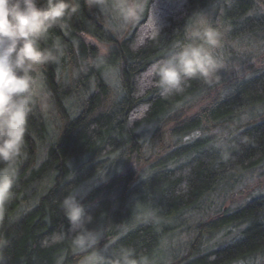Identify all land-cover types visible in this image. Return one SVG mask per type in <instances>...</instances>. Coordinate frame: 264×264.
Masks as SVG:
<instances>
[{
	"label": "trees",
	"instance_id": "trees-1",
	"mask_svg": "<svg viewBox=\"0 0 264 264\" xmlns=\"http://www.w3.org/2000/svg\"><path fill=\"white\" fill-rule=\"evenodd\" d=\"M213 1L146 0L142 18L120 35L104 5L79 0V11L40 40L42 48L59 42L63 50L56 62L39 66L57 120L45 115L34 96L17 183L0 200V264H83L97 252L111 260L129 248L149 259L166 220L198 211L222 190L223 180L231 186L264 161V114L258 112L264 105V56L251 78L190 117L174 109L204 89L202 77L164 97L156 78L144 75L178 51L177 45L190 42L194 21ZM222 11L228 40L264 37V0H232ZM112 68L118 69L119 89L106 79ZM154 123L146 154L140 131ZM167 130L171 143L164 140ZM216 130H230L224 147L211 146L215 140L207 134ZM140 164L148 167L145 175ZM106 172L112 174L80 198L93 218L87 227L100 239L91 249L77 250L63 201ZM247 203L230 213L220 210L205 230L219 234L248 226L242 242L199 254V237L191 245L196 252H188L182 264L264 258V195ZM139 204L145 207L141 212ZM146 215L139 223L138 216Z\"/></svg>",
	"mask_w": 264,
	"mask_h": 264
},
{
	"label": "clouds",
	"instance_id": "clouds-1",
	"mask_svg": "<svg viewBox=\"0 0 264 264\" xmlns=\"http://www.w3.org/2000/svg\"><path fill=\"white\" fill-rule=\"evenodd\" d=\"M104 5L105 0H96ZM111 11L125 24L138 20L145 9V0H112ZM80 9L79 0H0V200L9 198L18 179V161L25 155V136L36 100L37 66L56 62L63 55L59 42L42 48L40 40L65 18ZM190 42L177 45L172 52L144 74L155 79L160 95L167 97L184 91L187 80L202 77L206 81L223 65L215 55L221 33L211 25L189 33ZM63 211L75 235L72 244L77 250L95 247L100 234L88 229L92 216L76 195L63 201ZM95 264H149L148 258H137L134 249H122L106 260L98 252Z\"/></svg>",
	"mask_w": 264,
	"mask_h": 264
},
{
	"label": "rangeland",
	"instance_id": "rangeland-1",
	"mask_svg": "<svg viewBox=\"0 0 264 264\" xmlns=\"http://www.w3.org/2000/svg\"><path fill=\"white\" fill-rule=\"evenodd\" d=\"M232 0H214L208 5L193 23L192 29H202L208 25L218 30L221 33V42L218 48L215 49V55L221 61L222 67L219 68L213 76L207 81L203 78L204 89L201 92H197L194 97L187 98L179 105L175 110H178V114L185 117H190L198 110H200L205 104L216 99L228 95L232 90L238 87V84H242L251 76L254 75L258 62L264 56V37H236L228 40L226 36V28L222 20V10L225 4L230 3ZM108 7H104L106 15L110 17L111 23L114 28L123 35L132 30L135 24L142 18V16L133 22L125 24L114 12L111 11L110 4L112 0H105ZM146 4V0H145ZM264 36V35H263ZM37 83L35 86V96L40 104V108L45 115L52 121L57 120L54 110L51 107L49 95L43 85L41 78L40 67L37 66L34 72ZM107 81L116 89H119V72L118 69L112 68L107 70ZM239 80V81H237ZM258 112L264 114V105L258 109ZM259 113L254 114L256 117ZM182 118V117H181ZM246 118L243 117L242 121ZM174 119V118H173ZM49 121L50 130L54 128L53 122ZM172 126V125H170ZM155 128V123L151 125H144L141 128V139L145 146L146 154H148V148L150 143V135ZM230 130H216L207 134L211 140H215L211 146L224 147L226 144V138L229 136ZM196 133L185 136L182 144H187L195 138ZM199 134V132H198ZM168 143L172 142V136L170 131L167 130V134L164 137ZM213 142V141H212ZM180 143V142H179ZM113 158V156H111ZM145 164H140V175L146 174ZM111 172L103 173L101 176L91 180L85 184L79 190L75 192L78 198L83 197L89 188L95 184H99L106 180ZM219 193H214L209 201H206L200 209L196 212L187 213L178 217L175 220H166L164 222V229L162 233V240L154 255L148 259L149 264H182L187 258H183L188 252L191 251L192 243L199 238L198 241V253H210L214 249L220 248L225 245L226 237L223 233H219L213 236H209L205 233L207 224L210 220L215 218V215L222 209L225 212L230 213L237 206L241 205L246 200L251 201L257 199L258 196L264 195V161L259 165L242 174L236 181L230 186V182L223 180ZM139 212L145 209L141 204L138 205ZM143 208V209H142ZM150 218L149 215L142 218L138 216L139 223L147 221ZM138 223V221H135ZM162 230V229H161ZM197 248L192 250L196 252ZM189 255H193V252ZM192 253V254H191ZM101 255V254H100ZM258 258V259H256ZM254 259V260H253ZM246 262H235L233 264H264V258L259 260V255L255 256ZM253 260V261H251ZM94 255L88 258L83 264H94ZM5 264V263H3Z\"/></svg>",
	"mask_w": 264,
	"mask_h": 264
},
{
	"label": "flooded vegetation",
	"instance_id": "flooded-vegetation-1",
	"mask_svg": "<svg viewBox=\"0 0 264 264\" xmlns=\"http://www.w3.org/2000/svg\"><path fill=\"white\" fill-rule=\"evenodd\" d=\"M256 201L259 202V196L257 197ZM249 202L248 200H246L245 202H243L241 205L242 206H246ZM241 206V207H242ZM225 231L223 232V234L225 235L226 237V242H225V245H223L222 247L220 248H217V249H214L215 251H219V250H227V249H230L233 245H237L239 244L240 242H242L245 238H246V233H247V230H248V226H238V227H227L224 229ZM205 233L209 236H213V235H216L215 233H212L210 231H205ZM199 249V248H198ZM214 252V251H213ZM211 252V253H213ZM254 257L252 258H245V257H237V258H234L236 260H227L226 262H224V264H233L235 262H246L250 259H253ZM258 259V258H256ZM254 260V259H253ZM251 260V261H253Z\"/></svg>",
	"mask_w": 264,
	"mask_h": 264
},
{
	"label": "snow or ice",
	"instance_id": "snow-or-ice-1",
	"mask_svg": "<svg viewBox=\"0 0 264 264\" xmlns=\"http://www.w3.org/2000/svg\"><path fill=\"white\" fill-rule=\"evenodd\" d=\"M198 134V133H197Z\"/></svg>",
	"mask_w": 264,
	"mask_h": 264
}]
</instances>
